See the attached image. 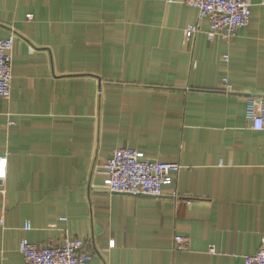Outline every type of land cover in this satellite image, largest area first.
Segmentation results:
<instances>
[{"label": "crops", "instance_id": "0c3cea01", "mask_svg": "<svg viewBox=\"0 0 264 264\" xmlns=\"http://www.w3.org/2000/svg\"><path fill=\"white\" fill-rule=\"evenodd\" d=\"M250 2L237 37L211 40L209 19L183 0H0V39L16 36L0 99V264H26L23 238H78L91 264H245L257 253L264 130L247 107L264 105V5ZM118 148L182 168L159 196L110 193Z\"/></svg>", "mask_w": 264, "mask_h": 264}, {"label": "built area", "instance_id": "2783aa9c", "mask_svg": "<svg viewBox=\"0 0 264 264\" xmlns=\"http://www.w3.org/2000/svg\"><path fill=\"white\" fill-rule=\"evenodd\" d=\"M173 0H169L171 2ZM196 8L199 20L209 19L208 37L211 40H230L237 37L240 29L249 25L252 15L250 0H183ZM264 5V0H262ZM200 28L191 24L186 29L190 38ZM15 34L0 39V99L11 96L13 49ZM231 86L226 83V88ZM259 99L248 101L247 115L256 130H264V105ZM262 101V100H261ZM7 156H0V181L8 176ZM179 163L153 162L145 158L144 153L133 148L115 149L105 165V183L110 193H128L134 195L159 196L164 185L173 182V172L181 169ZM26 223L25 229H30ZM114 242H112L113 245ZM186 238L176 235L174 249H186ZM20 251L26 264H91L92 253L80 239L67 240L64 245H39L23 238ZM245 264H264V237L257 253L245 257Z\"/></svg>", "mask_w": 264, "mask_h": 264}]
</instances>
